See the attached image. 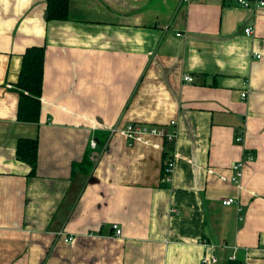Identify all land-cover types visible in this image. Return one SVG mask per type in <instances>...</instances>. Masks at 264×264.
Masks as SVG:
<instances>
[{"label":"crops","instance_id":"1","mask_svg":"<svg viewBox=\"0 0 264 264\" xmlns=\"http://www.w3.org/2000/svg\"><path fill=\"white\" fill-rule=\"evenodd\" d=\"M46 11L47 0H0V264H264V6L69 0L67 19ZM34 45L45 46L38 122L19 118L13 88ZM23 138L38 139L34 172Z\"/></svg>","mask_w":264,"mask_h":264},{"label":"trees","instance_id":"2","mask_svg":"<svg viewBox=\"0 0 264 264\" xmlns=\"http://www.w3.org/2000/svg\"><path fill=\"white\" fill-rule=\"evenodd\" d=\"M69 0H47L46 19H67ZM45 46L34 45L23 55L22 67L13 88L20 93L19 118L38 122L40 119L41 97L43 93ZM18 153L26 157L34 172L38 155V139L23 138L19 142ZM230 264H242L230 261Z\"/></svg>","mask_w":264,"mask_h":264},{"label":"built area","instance_id":"3","mask_svg":"<svg viewBox=\"0 0 264 264\" xmlns=\"http://www.w3.org/2000/svg\"><path fill=\"white\" fill-rule=\"evenodd\" d=\"M236 1L241 6L246 7V8H251V7L260 8V7L264 6V0H236ZM245 31L248 34H252L254 32V28L252 26H249L245 29ZM260 56L261 55L258 54V57H260ZM185 80L186 81H193L194 78L191 75H185ZM242 95L246 96L247 92H243ZM151 132L154 134H157V135H161L162 137L167 138L169 140H174V138L176 137V132L169 133L166 130H164L163 128H156V129H153ZM125 133L127 134V136L129 138L136 139V137L139 134V128L130 124L127 127ZM243 140H244V138L242 136L237 137L238 142H242ZM92 145L96 146V141L92 140ZM253 159H254V156L252 154L246 153L245 159H242V160H239V161L233 163V165H232L233 174L231 176L232 182L240 183L242 175H243V168L246 166L248 161L253 160ZM174 168H175V162H174V159H171L168 161L167 166L165 168L166 172H165L164 179L166 181L171 180V176H172ZM222 202L224 205H231L234 203L239 205V202H238L237 198H235V197L226 198ZM239 210L240 211L242 210V206H240V205H239ZM240 219H243L242 215H240ZM114 227L117 229V235H120L122 233V229L118 225H115ZM73 240H74V237H72V236H66L65 237V241L68 243L73 242ZM203 244L206 246L210 245V247H214V244H210L208 242H204ZM235 257L236 256H233L232 259H234ZM204 262L205 263H215V262H217V258L214 256H208V257L204 258Z\"/></svg>","mask_w":264,"mask_h":264},{"label":"rangeland","instance_id":"4","mask_svg":"<svg viewBox=\"0 0 264 264\" xmlns=\"http://www.w3.org/2000/svg\"><path fill=\"white\" fill-rule=\"evenodd\" d=\"M69 17V16H68ZM64 20V19H63Z\"/></svg>","mask_w":264,"mask_h":264}]
</instances>
